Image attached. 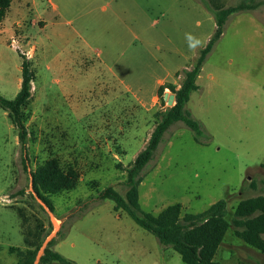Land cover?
Here are the masks:
<instances>
[{
  "label": "rangeland",
  "instance_id": "374dc122",
  "mask_svg": "<svg viewBox=\"0 0 264 264\" xmlns=\"http://www.w3.org/2000/svg\"><path fill=\"white\" fill-rule=\"evenodd\" d=\"M13 1L0 26V95L20 91L21 55L36 79L26 152L0 108V264H18L10 249H30L24 239L38 225L41 257L50 247L71 264H185L101 193L125 197L126 170L169 108L153 103L158 81L193 67L216 31L214 15L201 0ZM217 2L258 6L229 17L186 106L203 134L181 122L166 132L143 172L140 206L158 215L180 203L185 215L225 200L231 226L215 260L264 264L232 223L240 201L264 196V0ZM55 156L82 177L49 197L52 211L31 173Z\"/></svg>",
  "mask_w": 264,
  "mask_h": 264
},
{
  "label": "trees",
  "instance_id": "16d2710c",
  "mask_svg": "<svg viewBox=\"0 0 264 264\" xmlns=\"http://www.w3.org/2000/svg\"><path fill=\"white\" fill-rule=\"evenodd\" d=\"M201 1L215 17L216 31L214 35L207 46L200 51L193 67L183 73L180 88L170 83L159 87L158 96L162 104L165 106L167 103L164 100L167 89L175 95V104L169 107L166 112L158 114L159 119L145 148L126 170L128 190L125 197L114 188L108 187L101 193V198L113 201L116 211H124L130 215L137 225L155 235L162 245L171 247L177 252L185 264H221L215 260V257L231 226L227 220L228 210L225 200L214 203L207 210L198 214L186 213L183 215L182 204L176 203L163 209L158 215H154L141 210L139 195L143 172L153 160L164 135L174 124L181 122L195 132L198 138L202 136V125L186 109V106L192 94L199 89L197 81L204 63L216 42L221 39L229 17L237 12L254 10L258 6L242 4L237 7L225 8L217 0ZM11 5L12 0H0V26L7 17ZM21 57L20 91L13 100H8L0 95V108L8 114L17 130L21 151L26 152L30 135L27 126L30 116L28 109L33 99V83L36 73L32 62L22 55ZM81 177L80 171L75 166L63 167L60 159L56 156L38 165L31 173L34 193L52 211H54V206L49 197L76 189ZM21 216H23L22 212ZM232 223L236 228L234 232L236 237L264 254V196L240 201L234 208ZM40 227L38 225L34 231L28 230L27 232L24 240L30 249L26 251L10 249L12 253L17 254L18 264H35L38 252L44 242ZM53 262L71 264L48 247L41 257V263L51 264Z\"/></svg>",
  "mask_w": 264,
  "mask_h": 264
},
{
  "label": "crops",
  "instance_id": "0c3cea01",
  "mask_svg": "<svg viewBox=\"0 0 264 264\" xmlns=\"http://www.w3.org/2000/svg\"><path fill=\"white\" fill-rule=\"evenodd\" d=\"M13 0H12V4H13ZM11 7H12V5H11ZM11 9V8H10ZM10 11V10H9ZM8 15V14H7ZM4 22V21H3ZM2 25H3V23H2ZM60 67H62V68H64V70H65V65H60ZM191 68H188V69H185V70H190ZM200 77V76H199ZM199 79V78H198ZM181 82H182V75H181V73H177L176 74V80H174V81H172V82H170V81H167V80H164V79H162V80H159L158 81V89H159V87L160 86H163V85H165V84H174V85H176L178 88H180L179 86H180V84H181ZM197 84H198V81H197ZM199 87V86H198ZM158 89H157V93L156 94H154V96H153V98H152V100H153V103H155V104H157L158 103V101L160 100H157L158 98H159V96H158ZM168 90V89H167ZM165 93H166V91H165ZM170 94H172V93H170ZM157 101V102H156ZM175 103V102H174ZM145 106V105H144ZM121 132V134H123L124 132H125V130H124V128L123 129H121L120 130Z\"/></svg>",
  "mask_w": 264,
  "mask_h": 264
},
{
  "label": "water",
  "instance_id": "95a60500",
  "mask_svg": "<svg viewBox=\"0 0 264 264\" xmlns=\"http://www.w3.org/2000/svg\"><path fill=\"white\" fill-rule=\"evenodd\" d=\"M164 100L167 102V105H168L169 107H172V106L175 104V103H174V102H175V95L166 92V93L164 94ZM49 242H50V240H48V241L46 242V244H45V246H44V249L48 246ZM40 257H41L40 255L37 257V260H36L35 264H37V263L39 262Z\"/></svg>",
  "mask_w": 264,
  "mask_h": 264
}]
</instances>
